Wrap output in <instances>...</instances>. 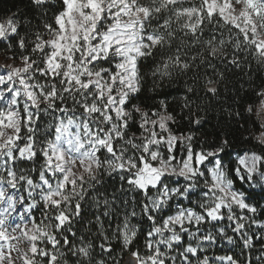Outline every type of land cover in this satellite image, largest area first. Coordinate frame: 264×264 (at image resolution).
Here are the masks:
<instances>
[{
	"label": "snow or ice",
	"instance_id": "6c2138e0",
	"mask_svg": "<svg viewBox=\"0 0 264 264\" xmlns=\"http://www.w3.org/2000/svg\"><path fill=\"white\" fill-rule=\"evenodd\" d=\"M30 5L34 15L0 21V51L13 61L0 63V264H252L264 241V88L255 112L230 113L260 128L261 151L236 153L233 169L229 139L196 147L191 129L206 121L189 94L199 98V76L179 114L165 99L136 101L145 68L154 91L212 69V97L224 79L215 61L264 69V0ZM218 239L245 260L209 256Z\"/></svg>",
	"mask_w": 264,
	"mask_h": 264
},
{
	"label": "trees",
	"instance_id": "16d2710c",
	"mask_svg": "<svg viewBox=\"0 0 264 264\" xmlns=\"http://www.w3.org/2000/svg\"><path fill=\"white\" fill-rule=\"evenodd\" d=\"M30 8V0H0V21L16 12L29 16L34 15L33 12L29 11ZM205 38H207V30L205 31ZM229 51L231 50L229 49ZM192 54L193 52L190 51L189 55ZM0 58L4 61H10L6 59V51H0ZM214 63L216 64V70L224 74V79L218 84L219 92L217 96H206L203 91V74L207 72L208 75H213L212 69H205L201 66L199 69L190 71L186 75L175 74L172 81L164 82L163 90L157 89L154 91V80L151 76L150 68H145L143 70L144 80L142 90L136 103H139L146 109H150L158 107L159 101L165 99L169 110L179 114L180 106L183 103L182 97L186 92L185 86L193 83L192 78L194 75L199 76V98L189 94L192 99L197 100V103L203 109L197 115L203 117L206 121L203 126H193L191 129L199 140L196 147L199 149L202 144L204 148H208L209 145H215L223 138L229 139L231 143L229 150L233 153L229 168L233 169L236 167V160L234 158L236 153L242 154L246 150L261 151L260 146L253 139L260 131L259 124L254 122V115L249 120H237L230 113H235L237 110L243 113L244 108L248 104L253 105L255 112L259 98L254 95V90L258 91L264 88V69L260 68L251 58L245 62L246 64L251 63L250 70L246 66L235 68L221 64L218 61ZM165 93L168 94L165 95ZM241 124L244 125L243 128L240 127ZM180 131H189L186 120L182 122ZM246 137L247 139H245ZM225 162H228L227 158ZM235 187H241L239 180H236ZM243 187L246 188L247 185H243ZM261 203H264V201H261ZM258 220L263 222L264 216H259ZM224 225H227V221L224 222ZM253 229L254 231H259L255 226H253ZM228 234L232 235L230 230ZM254 243L255 247L250 253L252 264H264V261L256 260V257L261 255V244H264V241L256 240ZM239 251L238 247L228 244L225 240L218 239L217 243L208 250L207 254L213 257L232 254L239 260L244 261L245 256L238 255Z\"/></svg>",
	"mask_w": 264,
	"mask_h": 264
},
{
	"label": "rangeland",
	"instance_id": "374dc122",
	"mask_svg": "<svg viewBox=\"0 0 264 264\" xmlns=\"http://www.w3.org/2000/svg\"><path fill=\"white\" fill-rule=\"evenodd\" d=\"M0 63H13V62H11V61H4L3 59L0 58ZM16 63H19V62H16ZM243 154L244 153H242L241 155H243ZM235 155H234V158H235ZM257 191H258V189H257ZM19 194L26 196V192H24L23 190H21ZM185 203H187V202H185ZM32 215H33L34 219L37 222H39L42 219V215H41V211H40V208L39 207L37 209H34L33 210ZM217 264H219V262H217Z\"/></svg>",
	"mask_w": 264,
	"mask_h": 264
}]
</instances>
